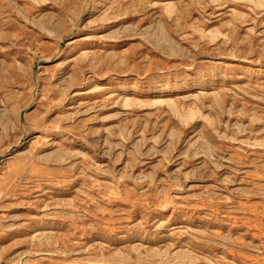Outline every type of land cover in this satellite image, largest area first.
<instances>
[{"label": "rangeland", "instance_id": "obj_1", "mask_svg": "<svg viewBox=\"0 0 264 264\" xmlns=\"http://www.w3.org/2000/svg\"><path fill=\"white\" fill-rule=\"evenodd\" d=\"M0 264H264V0H0Z\"/></svg>", "mask_w": 264, "mask_h": 264}, {"label": "bare ground", "instance_id": "obj_2", "mask_svg": "<svg viewBox=\"0 0 264 264\" xmlns=\"http://www.w3.org/2000/svg\"><path fill=\"white\" fill-rule=\"evenodd\" d=\"M87 11V10H86Z\"/></svg>", "mask_w": 264, "mask_h": 264}]
</instances>
